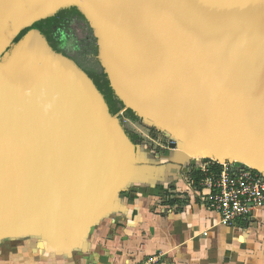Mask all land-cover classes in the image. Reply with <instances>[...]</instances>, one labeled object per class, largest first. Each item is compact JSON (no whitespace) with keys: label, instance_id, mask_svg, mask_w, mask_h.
<instances>
[{"label":"water","instance_id":"obj_1","mask_svg":"<svg viewBox=\"0 0 264 264\" xmlns=\"http://www.w3.org/2000/svg\"><path fill=\"white\" fill-rule=\"evenodd\" d=\"M72 7L96 38L95 28L104 33L106 59L98 58L128 109L190 145L205 141V151L182 154L264 175V0H0V56L23 30ZM18 45L0 64V242L40 236L69 253L119 209L129 176L151 185L158 169L133 165L104 96L39 30ZM35 193L43 212L27 203Z\"/></svg>","mask_w":264,"mask_h":264},{"label":"crops","instance_id":"obj_2","mask_svg":"<svg viewBox=\"0 0 264 264\" xmlns=\"http://www.w3.org/2000/svg\"><path fill=\"white\" fill-rule=\"evenodd\" d=\"M189 172L178 191L189 199L185 204L154 211L159 196L133 192L107 226L87 234L69 253L49 252L38 243L30 255L27 247L24 255L1 256L0 264H140L153 257L157 264H264V208L249 228L226 226L199 202L188 185Z\"/></svg>","mask_w":264,"mask_h":264},{"label":"rangeland","instance_id":"obj_3","mask_svg":"<svg viewBox=\"0 0 264 264\" xmlns=\"http://www.w3.org/2000/svg\"><path fill=\"white\" fill-rule=\"evenodd\" d=\"M64 7L65 8L70 7V5H67ZM93 19L94 18L91 17V20ZM67 23L70 26V29L67 30V33H66L67 35L66 37L68 38L67 43L68 44L74 43V44L79 45V42H78L79 38H78V33H77L79 31V28H78L77 23H74V21L71 19H67ZM95 29H96L95 30L96 34L99 37L97 38V40H99V43H100V45L98 44L99 49H100L99 55L101 59L104 61L106 59L105 56L107 52L105 35L103 32L100 31V27L95 28ZM18 48H19L18 43L12 44L10 48H8V50L0 56V64L5 65L9 63L13 55L15 54V52L18 50ZM107 68H109L108 65H107ZM107 70L109 72L110 69H107ZM116 97L117 99H119V101H121L120 98H118V96ZM104 108H105V111L110 116V121H112V123L115 124L122 131V134L125 140L127 141V144L131 146V151L133 150L134 154H136L135 156L136 164L133 163V165L138 167V165L142 163H148L150 165H153L154 169L156 168L158 169L156 174L154 173V176H153L154 177L152 181L153 183H151V185L153 186L148 185L147 181L146 182L132 181L131 177L129 176L126 182L127 184L123 186L121 191L118 192V194L122 198L124 197L127 198L131 194L133 195V192H139V194H141L144 192L143 190H145L144 188L146 187L149 189V191H151L152 194H154V196H159L160 198L158 199L159 201L157 199H155L156 201L154 200L155 201L154 211H156L159 208L158 206L168 205V202L170 200L177 199L181 201V203L179 204H183V202L185 204V201L189 199L188 198L184 199V197H182L183 194L178 193V191L184 190L183 184H185L186 182V181L184 182V173L186 172L188 173V171H191L190 169H193V168L195 169L194 171H197L199 167H201L208 160H211V159L217 162L222 161L221 163H223L224 161L221 159H217L216 157L211 158V159L206 158L205 155H202L203 157H200L201 156L200 152H192L193 154L189 152L188 153L185 152V154H182L181 149L187 146L189 147L193 146L194 149H197V147L195 146L197 145L202 148L201 150L205 151V147H204L206 144L205 141L199 139L200 141L197 142L196 139H192L191 142H193V145H190L189 143L186 142L185 139H183V137H180L175 130L172 131L173 133H169V131L161 127L162 123L160 124L158 122L157 123L158 125H156L154 122H151L146 117L142 116L140 112L136 114V112H134L135 110H132L131 108H129V110H132L133 113H135L137 116V119L134 120L131 117L130 113L127 111L128 106L124 104L120 112L116 113L115 115L111 113L109 106L107 107L106 105H104ZM136 109L138 108L136 107ZM142 113L146 114L145 111H142ZM173 142L177 144V149L171 148L170 145ZM201 153L203 154L202 151ZM159 168L161 169L159 170ZM199 187L200 186H194V189H193L194 194L200 192ZM44 205L45 204L43 203L35 204L34 205V207H36L35 211H37L38 213L41 211L43 212L44 207H45ZM169 206H172V205L169 204ZM171 208L172 207H170L169 209ZM35 211L32 214V216H36ZM111 216H113V214H111L108 217L109 219H107L108 220L107 223H109V220L112 219ZM92 225L93 223L90 222V224L85 228L83 233L88 231V229ZM27 241H30V240H27V239L23 240L22 244L27 243ZM0 251L3 252V254H5L2 249H0ZM1 252H0V257L1 256L4 257L5 255H2Z\"/></svg>","mask_w":264,"mask_h":264},{"label":"trees","instance_id":"obj_4","mask_svg":"<svg viewBox=\"0 0 264 264\" xmlns=\"http://www.w3.org/2000/svg\"><path fill=\"white\" fill-rule=\"evenodd\" d=\"M67 19L73 20L74 23H77L78 25L79 31L77 33L79 38V45L74 43H67L68 38L66 37V33L67 30L70 29V26L67 23ZM33 29L40 31V33L46 38L49 46L54 52L72 60L84 73L87 74V76L93 81L99 92L104 96L113 115L120 112L121 108H123V103L119 101V99H117L113 89L110 86L108 75L106 74L105 69L103 68L98 58L99 47L97 38L94 34V30L86 17L77 8L72 7L69 9L60 10L55 16L34 23L32 26L23 30L15 39L14 43L20 42L23 37ZM127 111L130 113L131 117L134 120L137 119L136 114L133 113L132 110L128 109ZM233 165L235 167H242V165L240 164ZM221 168L222 167L220 165H216L213 170L218 173L220 172ZM189 178L194 181L195 186H199L200 181L205 177L201 170H197L191 171V173L189 172ZM143 191L144 192L142 194L154 195L151 193V191H149L148 188L146 189V191ZM179 202L181 201L177 199L170 200L168 204L173 206L175 204H178ZM118 203L120 206L119 209L116 210V212L122 208L121 204H123V198L121 196L118 199ZM108 217L103 219L98 225L92 228L89 234H91L92 231L97 229L99 226H107V219H109ZM26 239L30 241H27V243H25L23 246L22 241ZM40 242H43L40 236L5 239L0 243V247L2 246L0 249H2L5 254H3V252L1 251L0 252L2 253V255L10 258L11 256L15 255V252L24 255V251L26 252V248L30 247L29 250H27V253L30 255L33 249L36 248V245ZM50 251L51 250H49V252Z\"/></svg>","mask_w":264,"mask_h":264},{"label":"built area","instance_id":"obj_5","mask_svg":"<svg viewBox=\"0 0 264 264\" xmlns=\"http://www.w3.org/2000/svg\"><path fill=\"white\" fill-rule=\"evenodd\" d=\"M216 165L222 167L218 173L213 170ZM197 170H201L205 177L199 183L200 192L196 194L199 202L216 212L226 226H251L255 213L264 208V175L249 167H235L213 159ZM187 182L194 189V181L189 178ZM158 261L153 257L140 264H157Z\"/></svg>","mask_w":264,"mask_h":264},{"label":"bare ground","instance_id":"obj_6","mask_svg":"<svg viewBox=\"0 0 264 264\" xmlns=\"http://www.w3.org/2000/svg\"><path fill=\"white\" fill-rule=\"evenodd\" d=\"M72 3H74V4H78L80 7H81V9H83V11H85L87 14H88V16H91V8L90 7H88L87 5H85V4H81V3H79V2H77V1H73ZM92 17V16H91ZM93 18V17H92ZM44 60L45 61H47L48 63H50V62H52V58L48 55L47 57H44ZM79 79H80V77H79ZM87 82V81H86ZM85 85H87L86 87H87V89L89 88V90H90V87H89V85L88 84H86V83H84ZM218 157H220V158H223V157H229V156H225V155H223V154H221V155H217ZM40 194H38V193H35V194H33V195H31V196H29L28 197V202L27 203H29V204H36V203H38V199L40 200V202L42 201V198L43 197H40L39 196ZM41 204V203H40ZM90 222L91 221H89V222H87V224H85V226L82 228V230H81V232L83 233V231L85 230V228L90 224Z\"/></svg>","mask_w":264,"mask_h":264}]
</instances>
